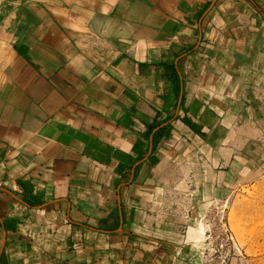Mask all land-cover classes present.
Returning <instances> with one entry per match:
<instances>
[{"label": "crops", "instance_id": "0c3cea01", "mask_svg": "<svg viewBox=\"0 0 264 264\" xmlns=\"http://www.w3.org/2000/svg\"><path fill=\"white\" fill-rule=\"evenodd\" d=\"M262 66L264 0H0V264H137L147 190L191 137L235 163L210 125L254 122Z\"/></svg>", "mask_w": 264, "mask_h": 264}, {"label": "rangeland", "instance_id": "374dc122", "mask_svg": "<svg viewBox=\"0 0 264 264\" xmlns=\"http://www.w3.org/2000/svg\"><path fill=\"white\" fill-rule=\"evenodd\" d=\"M248 81L247 114L254 122L212 123L208 137L233 143L235 163L224 164L227 153L215 162L214 149L199 139L182 141L173 175L147 190L141 208L147 224L129 232L143 252L137 264H264V66ZM240 137L249 139L245 147Z\"/></svg>", "mask_w": 264, "mask_h": 264}, {"label": "trees", "instance_id": "16d2710c", "mask_svg": "<svg viewBox=\"0 0 264 264\" xmlns=\"http://www.w3.org/2000/svg\"><path fill=\"white\" fill-rule=\"evenodd\" d=\"M173 71V70H172ZM174 80L177 83V88L175 90V97L177 99L178 94H179V81L177 78V74L174 73ZM181 103H183V97H182V101ZM172 117V116H171ZM170 117V118H171ZM169 118V119H170ZM178 119V117H176V120ZM181 121L192 131H194L195 133H200V131L194 126L192 125L190 122H188L186 119L182 118ZM160 123H152L150 125H148L146 127V130L144 132V137L145 139H148L149 135L151 134L152 130L157 127ZM169 132H170V124L168 123L167 125L161 127L160 129L156 130V132L153 134V139H152V153L154 152V148L157 142H159L160 139H162L163 137H168L169 136ZM29 204L31 205H40L42 202L40 200H27Z\"/></svg>", "mask_w": 264, "mask_h": 264}, {"label": "water", "instance_id": "95a60500", "mask_svg": "<svg viewBox=\"0 0 264 264\" xmlns=\"http://www.w3.org/2000/svg\"><path fill=\"white\" fill-rule=\"evenodd\" d=\"M182 94H183V85H182V83H180V91H179V96H178V104H179L180 101H181ZM157 129H158V128H155V129L152 131V134H153ZM149 141H150V144H151V142H152V135L150 136ZM150 151H151V145H150V148H149V153H150ZM120 227H121V221H120Z\"/></svg>", "mask_w": 264, "mask_h": 264}, {"label": "built area", "instance_id": "2783aa9c", "mask_svg": "<svg viewBox=\"0 0 264 264\" xmlns=\"http://www.w3.org/2000/svg\"><path fill=\"white\" fill-rule=\"evenodd\" d=\"M189 140H191V139H189V138H188V139H187V141H189ZM200 153H201V154H203V152H202V151H200Z\"/></svg>", "mask_w": 264, "mask_h": 264}]
</instances>
